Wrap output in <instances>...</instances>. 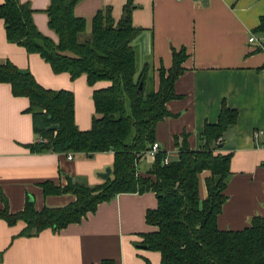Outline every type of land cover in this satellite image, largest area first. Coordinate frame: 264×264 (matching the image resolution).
<instances>
[{
  "label": "crops",
  "instance_id": "obj_1",
  "mask_svg": "<svg viewBox=\"0 0 264 264\" xmlns=\"http://www.w3.org/2000/svg\"><path fill=\"white\" fill-rule=\"evenodd\" d=\"M31 10L32 23L53 43L57 37L48 28L46 9L50 0H18ZM131 5L130 21L141 32L135 39L138 62L153 68V88L157 70L171 67V52L183 48L182 72L173 83L177 96L165 103L169 114L155 125L154 142L167 161L176 158L177 144L185 135L190 150H198L204 124H215L221 106L236 112L235 123L223 131L220 155H230V175L224 189L226 201L217 216L220 231H237L252 217H264V47L247 43L259 19L264 17V0H79L73 15L85 22L78 40H87L94 14L105 8L114 23L123 6ZM11 63L29 72L42 88L68 91L73 97V121L80 131L89 129L94 113L92 91L105 82L88 86L84 76L70 80L65 73L53 74L36 54L7 43L0 20V63ZM28 101L13 97L9 85L0 83V210L20 212L27 199L37 211L43 207H63L74 201L69 194L43 196L45 182L64 187L66 179L100 185L98 177L111 167V153L91 158L64 153L31 151L36 137ZM256 132V137L253 136ZM153 160L143 155L136 164L144 176ZM201 198L205 196L202 182ZM156 208L153 193L118 194L97 205L77 224L60 231L45 229L23 236L24 223L8 225L0 219V264H160L156 251L142 247V236L156 229L145 223L146 211Z\"/></svg>",
  "mask_w": 264,
  "mask_h": 264
},
{
  "label": "trees",
  "instance_id": "obj_2",
  "mask_svg": "<svg viewBox=\"0 0 264 264\" xmlns=\"http://www.w3.org/2000/svg\"><path fill=\"white\" fill-rule=\"evenodd\" d=\"M78 1L50 0L47 25L56 35V43L37 32L29 6L18 0H0V20L7 43L38 55L53 74L65 73L71 81L84 76L88 86L107 83L92 91L94 113L89 129L80 131L75 126L70 92L44 89L29 72L7 61L0 63V83L9 85L13 97L28 101L26 112L31 115L36 137L31 151L85 158L108 152L113 157L110 174L94 187L71 178L61 188L42 183L43 196L69 194L74 201L37 211L27 199L15 214H9L5 205L0 219L8 225L24 223L23 236H34L45 229L57 232L79 223L98 204L118 194L150 192L156 208L146 211L144 220L156 230L143 235L141 244L159 253L160 264H264V217H252L248 226L237 231H220L216 226L230 175V155L216 153L220 144L216 141L235 123L236 112L221 106L216 123L204 124L198 150L187 147L185 135L180 137V145L174 138L176 158L164 163L165 154L158 151L145 175H138L136 164L154 143L155 125L169 116L165 103L177 98L173 83L182 72L185 51L171 52V67L157 70L154 89L152 66L138 62L134 41L141 30L131 25L129 2L116 23L108 8L97 11L90 22L89 38L80 42L85 22L73 15ZM255 31L264 34V17ZM50 126L56 129L49 130ZM201 176L204 198L199 194Z\"/></svg>",
  "mask_w": 264,
  "mask_h": 264
},
{
  "label": "built area",
  "instance_id": "obj_3",
  "mask_svg": "<svg viewBox=\"0 0 264 264\" xmlns=\"http://www.w3.org/2000/svg\"><path fill=\"white\" fill-rule=\"evenodd\" d=\"M247 43L249 44H253L257 47H261L264 44V34L261 35L260 38H255L252 35L247 39ZM256 132H254L253 136L256 137ZM220 139L218 138L216 143H219ZM159 151V147L157 143H152L151 146L149 147V149L144 153V155L148 158H150L151 160H153L155 154ZM67 160H71L72 156L71 155H67ZM163 162L166 163V159H163Z\"/></svg>",
  "mask_w": 264,
  "mask_h": 264
},
{
  "label": "water",
  "instance_id": "obj_4",
  "mask_svg": "<svg viewBox=\"0 0 264 264\" xmlns=\"http://www.w3.org/2000/svg\"><path fill=\"white\" fill-rule=\"evenodd\" d=\"M140 89H141V86L139 85L137 87V93L140 94ZM49 130H55L56 129V126H50L48 128ZM222 146L221 145H218L217 146V149H220ZM110 174V169L109 168H105L104 172L103 173H99L98 174V177L101 179V180H105ZM143 247V246H142Z\"/></svg>",
  "mask_w": 264,
  "mask_h": 264
}]
</instances>
